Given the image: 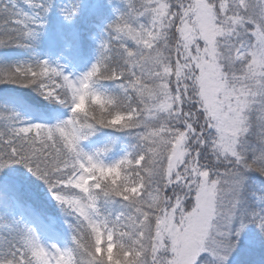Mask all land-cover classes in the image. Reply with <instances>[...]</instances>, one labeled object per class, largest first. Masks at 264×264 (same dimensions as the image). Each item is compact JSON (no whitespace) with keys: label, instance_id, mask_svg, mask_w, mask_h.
I'll return each mask as SVG.
<instances>
[{"label":"snow or ice","instance_id":"snow-or-ice-1","mask_svg":"<svg viewBox=\"0 0 264 264\" xmlns=\"http://www.w3.org/2000/svg\"><path fill=\"white\" fill-rule=\"evenodd\" d=\"M125 3L0 0V48L64 61L0 63V85L67 108L0 106V180L22 170L74 217L45 240L55 218L17 185L0 264H264V0Z\"/></svg>","mask_w":264,"mask_h":264},{"label":"trees","instance_id":"trees-1","mask_svg":"<svg viewBox=\"0 0 264 264\" xmlns=\"http://www.w3.org/2000/svg\"><path fill=\"white\" fill-rule=\"evenodd\" d=\"M127 9L125 0H111L109 7L104 9L106 20L114 18L118 12ZM55 22L53 17L52 23ZM95 47V46H94ZM44 56L57 58V50H49L43 43L34 48L22 47H6L0 48V63H13L18 61H32L40 59ZM0 106L13 107L22 110L25 119H33L38 121H46L45 117L53 112L60 115L65 112V107L57 105L55 102L44 100L38 93L32 89L20 88L15 85H0ZM31 106L32 110H29ZM111 131V130H105ZM100 135V134H98ZM121 145H127L131 138L123 134ZM95 137L90 140L95 141ZM85 148L88 149L89 142H84ZM119 152L114 151L110 155V159L118 158ZM0 191L4 194L3 203L0 204V235L11 236L15 227V220L18 219L17 213L14 212L12 196L14 195L17 185L24 199L30 201L37 209L41 210L47 216L54 217L56 220V229L61 235L64 242L70 243L71 229L69 224L74 223V217L67 215L56 204L50 203L43 195L40 188L44 185L36 181L34 178L27 177L22 170L16 172H6L5 178L0 180ZM114 205L112 203H102L103 212L112 211Z\"/></svg>","mask_w":264,"mask_h":264},{"label":"rangeland","instance_id":"rangeland-1","mask_svg":"<svg viewBox=\"0 0 264 264\" xmlns=\"http://www.w3.org/2000/svg\"><path fill=\"white\" fill-rule=\"evenodd\" d=\"M94 31H98V30H94ZM97 44H98V41H97ZM43 58H50V59H52V60H59V57H57V58H52V57H48V56H44V57H42V58H40V59H43ZM59 62H60V63H64L63 60H59ZM17 110H19V111L22 112V110H20V109H17ZM66 114H67V108H65V112H64L63 114L60 115V118H65ZM28 120H30V121H32V122H46V121H38V120H33V119H28ZM123 146H126V145H123ZM86 150H87V149H86ZM40 190L43 191V195H44V197H45L50 203H52V204H56V205H57V203L51 198L50 194L48 193L46 186H42V187L40 188ZM57 206H59V205H57ZM13 208H14V212L17 213V216H18V218H19L20 215L22 214V213H21V210L18 209V208H15L14 204H13ZM25 219H29V217H27V216L25 215ZM57 231H58V230H57ZM59 234H60V233H59ZM43 238H44L45 240H53V241L58 242V243H61V244H66V243L64 242V240L61 238V235H59V237H56V236H54V235H52V234H50V233H43Z\"/></svg>","mask_w":264,"mask_h":264}]
</instances>
